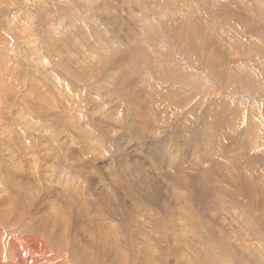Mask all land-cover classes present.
I'll return each mask as SVG.
<instances>
[{
  "label": "rangeland",
  "instance_id": "rangeland-1",
  "mask_svg": "<svg viewBox=\"0 0 264 264\" xmlns=\"http://www.w3.org/2000/svg\"><path fill=\"white\" fill-rule=\"evenodd\" d=\"M137 1L140 2L142 8L141 6L135 5L132 0H0V65L2 64L0 66V86H2V89L0 87L2 91L0 95L3 94L6 97H3V95L0 96V105L2 106H0V112L2 110L4 111L5 120L3 121L6 124L3 128L6 136L8 135L4 144L0 142V160L2 159L4 161L2 163L3 172L2 174L0 173V184L4 186H2L3 189L7 188L6 190L9 192H6V194L5 189L4 193L0 191V207L19 205L18 207L25 206L31 208L33 211V220L38 226L45 225L49 216L54 215V218L57 217L56 231L59 230L57 233L55 231L57 236L54 234L52 240L53 243H59V246H55V248L59 250L58 252L61 255L62 251H64L63 253L65 254L63 256L68 260L71 257L67 253L72 251L74 257L84 259L86 263L89 262L90 264H211L213 262V264H264V179L262 177V174H264V142H259L256 138L251 140L250 137H245L252 142L247 140L248 142H245L247 144L244 143L243 145L240 140L245 141V139L242 140L244 137L242 135L237 136L242 130L250 129L254 122L260 124L261 131L264 129V86H262L264 85V16L261 15L262 13H259L260 11H264V0H252L253 2L249 0L248 2H246L247 0H237V2L236 0H217L218 2L220 1L219 3L208 0L214 6L210 7V9L206 7L205 12H203L204 9H202L203 11L199 9L195 10V12H188L191 3H187V0ZM166 2L170 4L171 8L167 9L165 6ZM198 4L196 5L197 7H199ZM215 4L217 7L219 5H226L230 8V13L226 11L222 12V10L218 12V10H215ZM227 4L231 5L228 6ZM241 7L246 11L248 10V16L246 15L248 18H245L246 16L244 17L241 14L239 18L242 20H237L239 18L235 15H237L236 12ZM138 10H148L150 17H155L151 21V23L155 24L160 20H175L176 18H186L192 21L202 22V25L206 27H204L206 35H211V38H217L222 41L220 43L210 42V38L205 36V40L209 45L207 49L209 51L208 56L211 55L210 57L212 58L218 57L219 55L214 50L221 49L224 50L226 58L234 55L233 57L235 58L232 57L231 60L229 58V67L227 66L229 69L225 68V65L222 69L224 71L226 70V73L234 72L238 74L234 78L229 76L230 79L228 78L227 80V84L229 83L228 86L226 87L225 84L226 88H222L224 85L217 84L212 79V76L203 72L204 67L201 66L203 64L198 61L195 55L187 53L185 45L179 47L178 56L175 52L176 49L173 47L174 52L171 49V54L174 53L177 61L174 56L172 57L174 60H170L172 62L173 73L168 79L170 81V84L168 83L169 87L157 86L155 88L157 85L155 83L157 81L155 80L151 85L144 86L138 80L136 86L138 85L140 88L152 86L150 87L151 94L152 88H155V96L153 95L147 98L144 103L141 98V93V95H134L130 90L127 92L126 96L128 98L132 97L131 100L133 102L127 107L131 110L129 115H127L128 121L126 122L129 124L127 126L128 128L122 130L109 123L111 119L109 115L106 116L105 114V106H103L104 102L102 100L106 99L113 88L115 89L116 76L118 77L117 73L121 72L124 68L120 70L122 65L116 58V61L115 59L111 61L112 64L106 60L100 61V64L94 60L95 63L93 59L100 54L103 55V51H101L103 49L101 47H104L102 41L106 39L105 32H109L111 38L117 36L119 41H124L125 44L130 41L129 45L133 52L139 49L137 48V43L146 34H144L143 23L139 22L142 20V15L137 12ZM216 13H218L217 20L221 22L218 25V27L221 26L219 27L221 28V33L211 27L210 16ZM119 14L120 16H118ZM225 15L232 16V24L224 20ZM250 15L251 17H249ZM249 18L250 20L248 21ZM249 22L257 29L248 28ZM97 25L99 26L97 27ZM222 26L226 29L224 30ZM225 32H227L228 38L223 40L222 37L224 35L222 34ZM246 34L257 40L256 49L252 51H247L246 48L244 49L245 38L243 36ZM200 35L202 37L201 32ZM45 37L47 40H45ZM170 38H172L171 34ZM45 41H49L50 47L47 46L48 50L43 45ZM65 42L68 48H76H73L72 54H77L76 56L81 58L84 65H86L84 68L88 72L86 73V77H81V81L80 78H70L72 76L71 73H64L58 80L55 79L56 77H53L59 76L56 75L59 71L58 69L61 71L59 61H57L59 60L57 58L59 54H53H56L54 52V46L57 43L64 45ZM76 44L77 47L75 46ZM109 44H113V42ZM125 44L121 46V49L126 46ZM149 45L151 47L152 43ZM172 45H174V42L170 44V46ZM92 48H94L93 50L96 49V51L91 50ZM233 49H236V51H233ZM79 50L82 52H79ZM211 51L214 53L211 54ZM87 52H92V54L87 56ZM127 61L129 62V60ZM232 63L234 64L232 65ZM205 65L207 66V63ZM64 66L62 70L63 72H67V68L66 66L64 68ZM44 67H46V71L44 70L46 72L44 73L45 78L50 73L49 76L47 75L48 79L42 78V74H40L42 73L41 68L44 69ZM90 70L93 72H89ZM159 70L161 69L157 68V71ZM74 72L76 73V71ZM88 73L91 75L87 77ZM244 74L247 76L252 75V81L257 86L255 90H251L248 87L244 81ZM69 75L71 76L69 77ZM107 75L114 82V86L112 81L106 77ZM236 77L241 80L238 81ZM62 78H67L68 84L71 87L66 85V89L61 85L62 83L64 85L66 84L62 81ZM6 80L8 83H6ZM229 80H232L233 83ZM47 82L51 83L52 86ZM174 82L177 87L172 85ZM194 83L195 86H192ZM9 84L13 87H10ZM39 84L41 86H38ZM44 84L48 86L46 87ZM109 85L112 87L109 88ZM174 86L179 89L176 92L177 94L174 93L176 91ZM196 86L203 90H195L194 87ZM45 87L48 90L50 88V90L48 91ZM63 88L67 92L64 91L63 93ZM158 88L166 92V94H156L158 93ZM150 89L144 88V92L149 93ZM170 89L171 91L173 89L171 94H176L175 96L178 95L180 98L183 96H181L182 92L186 91L185 93H188L187 95L184 93L186 95H184L185 98H181V100L183 99L182 105L184 108L182 110H188L189 114L191 112L192 114L189 115L187 113L188 111H181L183 114L173 113V106L176 108L178 104L166 96ZM38 90H42L39 93L44 92V94L40 96L37 92ZM59 90L63 93L62 95H66L61 97L58 94ZM212 90L214 96H212ZM96 91L101 95L98 96ZM178 91H180V94ZM49 93H52V95ZM78 95L81 96V99H79ZM66 96L71 98L68 99ZM128 98L108 100L107 108L110 110L109 113H112L113 116L117 113V110L113 109L114 105L118 107L122 105V110L126 112L127 109L126 107L123 108V106L126 103L125 99ZM150 99L153 100L149 102ZM159 101L167 102L168 106L161 104ZM199 101H202V105ZM215 102L216 104H214ZM152 103L155 105L153 108ZM188 103L193 105L190 106ZM66 104L67 106L65 108L64 105ZM195 104L196 106L198 105L197 111H194L196 109ZM210 104H213V107L215 106L217 108L219 105L222 106V104H226L227 107L231 105L234 121L237 124L234 125L233 123L226 127L224 126L227 123L226 119L220 123H215L216 121L212 119L215 115L208 111L209 108L210 110L213 108ZM77 107H79V111L81 112L77 114L79 116L75 120L76 125H72L70 119L73 120V117L70 118L69 116L78 112L76 110ZM80 107L82 108L80 109ZM148 107H150L149 110H147ZM190 107H193V110ZM40 112H43V114H40ZM171 113H173V117H171ZM241 113L245 116H242L244 118H239ZM84 117L88 118L85 119ZM134 121H136L135 124L137 127ZM167 124L170 125L166 127ZM208 124L211 130L209 127V130L208 128L206 129L205 126H208ZM10 127L11 129H9ZM62 131L63 133L61 134ZM232 134L233 137L237 136L238 140L235 137L230 142L232 140ZM97 140L102 141L103 146L97 143ZM213 140L217 142L215 143ZM14 143L16 146L13 145ZM213 143H215L214 146H217V148L213 147ZM257 143H260L259 145L263 150L260 149L261 147H258L259 145ZM10 144L14 147H9ZM22 144L24 146L28 145L27 147H22ZM232 144L235 146L233 145L232 147ZM5 145L14 154H10L7 151L9 148ZM240 145L243 147L244 152L239 147ZM1 146L5 147V149L1 148ZM229 147H232V150ZM204 148L206 149L205 151H203ZM234 148L238 150L236 151ZM25 150H27V153ZM47 150L49 152L51 150V152L47 153ZM245 151L248 153H245ZM13 155L20 159V163H16L18 162L16 158V162L13 160ZM84 155L87 156L85 157ZM239 156L241 157L239 161L242 162L234 160L240 159ZM242 156L243 158L245 156V158L243 159ZM252 156L259 158L260 161L257 163L256 161H249ZM32 157L38 162L39 169L37 175L32 172L35 167L30 165ZM250 162L257 169L254 172L251 171L252 173L247 170V167L251 164ZM17 164L20 166H17ZM23 165L25 166L23 167ZM12 167L20 170V172L18 170L15 171ZM48 172L53 173L52 178L49 177ZM192 184L193 186H191ZM56 185L57 187L55 188ZM195 188L196 190H194ZM200 190H203L202 193ZM46 212L48 216L45 215ZM69 223L71 224L69 225ZM189 223L192 224V229H194L192 232L190 229H185L186 224ZM194 235H197V237ZM208 239L212 243L208 241V244L206 242ZM34 240H36V236H34ZM60 242L62 243L61 245ZM69 242L70 244H68ZM7 246L13 255H0L6 256L14 261L21 258L24 250H29L26 246L19 248L13 238L7 240ZM61 247H65L66 250ZM68 247H72V249L69 250ZM120 250L122 251L121 254L119 253ZM126 260H128V263H126Z\"/></svg>",
  "mask_w": 264,
  "mask_h": 264
},
{
  "label": "bare ground",
  "instance_id": "bare-ground-1",
  "mask_svg": "<svg viewBox=\"0 0 264 264\" xmlns=\"http://www.w3.org/2000/svg\"><path fill=\"white\" fill-rule=\"evenodd\" d=\"M94 1V0H93ZM177 1H181V0H177ZM185 1V0H184ZM213 1H216L217 3H219L217 0H213ZM229 1V0H228ZM227 1V2H228ZM245 1V0H244ZM250 2H253L252 0H249ZM259 1H261V0H259ZM132 2H134L135 3V5H138V6H141V8H142V5L140 4V2L139 1H137V0H132ZM187 3H191L190 4V7H189V11L188 12H195V10H199V9H204V11L203 12H205L206 11V7H208L209 9H210V7H212V6H214V4H211V3H209L208 2V0H187L186 1ZM215 2V3H216ZM226 2V3H227ZM236 2H237V0H236ZM246 2H248V0L246 1ZM255 2H257V1H255ZM199 3V4H198ZM233 3V2H232ZM97 4V3H96ZM198 4V6L199 7H197L196 5ZM207 4H209V5H207ZM224 4V3H223ZM234 4L236 5V3L234 2ZM247 4V3H246ZM245 4V5H246ZM95 5V4H94ZM167 5H169V6H167ZM216 5V4H215ZM228 5V4H227ZM231 5V4H230ZM230 5H228V6H230ZM238 5V4H237ZM244 5V4H243ZM166 7H167V9H169V8H171V6H170V4L168 3V2H166V5H165ZM164 6V7H165ZM224 6V5H223ZM223 6H221V5H219L218 7H217V5H216V7H215V10H218V12H219V10H222V12L223 11H226L227 13H230L229 11H231L230 10V8L229 7H227L226 5L223 7ZM165 7V8H166ZM235 7V6H234ZM238 7V6H237ZM244 7V6H243ZM254 7V6H253ZM176 8V7H175ZM87 9V8H86ZM144 9V8H143ZM166 10V9H165ZM234 10V9H233ZM124 11H125V8H124ZM154 11V10H153ZM162 11H163V9H162ZM168 11V10H167ZM250 11H252V10H250ZM259 11V10H258ZM107 12H109V11H107ZM118 12V11H117ZM138 13H141V15H142V20L141 21H139V22H142L143 23V25H144V34H146V35H144V36H142L141 38L142 39H139V42L137 43V48H139L138 50H136L135 52H133L132 51V49H131V46L129 45L130 44V41H129V43L128 42H126V44H125V42L124 41H119V38L117 37V36H114V37H110V33L109 32H105V37H106V39L104 40V41H102V44H104V47L102 48L101 47V49H103V50H101V51H103V55H99V56H97L96 58H94L93 59V61L94 60H96V61H98L99 62V64H100V61H102V60H106V61H113L115 58L117 59V61H120V63H121V67H120V70L122 69V68H124L121 72H119V73H117L118 74V77L116 76V85H115V89L113 88V90H111V92H109V95H107V97H106V99H104V100H102V102H104V105L103 106H105L104 107V109H105V114H106V116L107 115H109L110 117V119H111V122L109 121V123L111 124V125H114L116 128L118 127V129H122V130H125V129H127L128 127V122H126V121H128V118H127V115H129V113L131 112V110H129L127 107L131 104V102H133L131 99H132V97L131 98H128V96H126L127 95V92L130 90L134 95L135 94H142V101L145 103V101L147 100V98H149V97H152L154 94H155V92H154V90H155V88H157V86H159V87H161V86H163V87H169L168 86V83L170 82L168 79L170 78V75L173 73V67H172V62L170 61V60H174L172 57L174 56L175 58H176V56L174 55V48L176 49V53H177V56L179 55V47L180 46H186V48H187V53L188 54H192V55H195L196 57H197V59H198V61H200L201 62V64H203V65H205L206 63H207V66L205 65V66H203V65H201L202 67H204V70H203V72H206L207 73V75H210V76H212V79L215 81V82H217V84H219V85H224V87L222 86V88H226L227 86H228V84H227V80H228V78H229V76L230 77H235L238 73H234V72H228V73H226L222 68H223V66L225 67V68H227V66L229 67V64H228V62H229V58H230V60H231V58L234 56H232V57H229V58H226V56H225V53H224V50H214V52H216L217 53V55H219L218 57H216V58H212V57H210V56H208V48H209V45H208V43L206 42V40H205V36H207V37H209L210 39H209V41L210 42H215V43H220V42H222V41H220L219 39H217V38H211L208 34L206 35V33H205V29H204V25H202V22H197V21H192V20H190V19H186V18H176L175 20L174 19H172V20H160V21H158L156 24L155 23H151V21L153 20V18H155V17H150V12L148 11V10H143V11H140V10H138L137 11ZM197 12V11H196ZM199 12V11H198ZM201 12V11H200ZM238 13H240V14H238ZM248 10L246 11L244 8L242 9V7L238 10V12H236V14L237 15H235V16H237L238 18H239V15H241V14H243L244 15V17L247 15L248 16ZM251 13V12H250ZM249 13V14H250ZM259 13H262L261 15H263L264 16V11H260ZM152 14V13H151ZM89 15V14H88ZM112 15V14H111ZM116 15V14H115ZM217 15H218V13H216V14H214V15H211L210 17H211V27H213L214 29H215V31H218V32H220V30H221V28H219V27H221V26H219L218 27V25L219 24H221V22L220 21H218L217 20ZM96 16V15H95ZM118 16H120V14L118 15ZM245 17V18H248V17ZM137 17V16H136ZM242 17V16H241ZM249 17H251V15L249 16ZM82 19V18H81ZM110 19V18H109ZM113 19V18H112ZM252 19V18H251ZM27 20V19H26ZM119 20V19H118ZM224 20L225 21H229V23L230 24H232V16L231 15H225L224 16ZM237 20H242L241 18H239V19H237ZM250 20V18L248 19V21ZM10 21V20H9ZM178 21H180V22H178ZM97 22V21H96ZM95 22V23H96ZM251 22V21H250ZM250 22H249V26H248V28L249 27H251L252 29H257V28H255V26L253 25V24H250ZM73 23V22H72ZM209 23V22H208ZM9 25V24H8ZM26 25V24H25ZM206 25V24H205ZM256 25V24H255ZM11 26V25H10ZM99 25H97V27H98ZM260 26V25H259ZM97 27H95V28H97ZM208 27V26H207ZM247 27V26H246ZM100 28V27H99ZM102 28H103V26H102ZM101 28V29H102ZM105 28V27H104ZM142 28V29H143ZM206 28V27H205ZM222 28H224L223 26H222ZM261 28H262V26H261ZM12 29V28H11ZM14 29V28H13ZM209 29V28H208ZM214 29H212L213 31H214ZM226 28H224V30H225ZM259 29V28H258ZM108 30V29H107ZM200 30V31H199ZM248 30V29H247ZM263 30V29H262ZM143 32V31H142ZM141 32V33H142ZM200 32H201V34H202V37H201V35H200ZM224 32V31H223ZM246 32V31H245ZM250 32H251V30H250ZM254 32V31H253ZM260 32V31H259ZM214 33V32H213ZM221 33V32H220ZM227 32H225V33H223L222 35H224L223 37H222V39L223 40H226L227 38H228V35L226 34ZM248 33V32H247ZM19 34V33H18ZM23 34V33H22ZM143 34V33H142ZM170 34H171V37L172 38H170ZM219 34V33H218ZM245 34V33H244ZM252 34V33H251ZM102 35V34H101ZM47 36V35H46ZM104 36V35H103ZM102 36V37H103ZM226 36V37H225ZM10 37V36H9ZM12 37V36H11ZM16 37V36H15ZM51 37V36H50ZM214 37H218V36H214ZM244 38H245V41H244V44H245V47H244V49L246 48L247 49V51H252V50H254V49H256V47H257V40L256 39H254L252 36H250V35H244L243 36ZM20 38V37H19ZM151 38V39H150ZM154 40H153V39ZM168 38H169V40H168ZM240 38V37H239ZM238 38V39H239ZM242 38V37H241ZM149 39V40H148ZM45 40H47L46 39V37H45ZM10 41V40H9ZM21 41V40H20ZM19 41V42H20ZM234 41H235V39H234ZM236 41H237V39H236ZM239 41V40H238ZM111 42H113V44H109V43H111ZM172 42H174V45H172V46H170V44L172 43ZM1 43V42H0ZM53 43V42H52ZM150 43H152V45H151V47H150ZM240 43V42H239ZM54 44H56V43H54ZM123 44H125L126 46H124V47H122L123 49H121V46L123 45ZM260 44V43H259ZM262 44V43H261ZM43 45H45V49H47L48 50V47H50V45H49V41H45V42H43ZM9 46V45H8ZM48 46V47H47ZM76 47H77V44L75 45ZM103 46V45H102ZM44 47V46H43ZM56 47H57V49H56ZM81 49H82V47L81 46H79ZM95 47V46H94ZM174 47V48H173ZM217 47V46H216ZM215 47V48H216ZM264 47V46H263ZM39 48V47H38ZM54 48H55V51L54 52H56V54L55 53H53L54 55H57V53L60 55H58L57 56V58L59 59V60H57V61H59L58 63H59V68H61V71H60V69H58L59 71L57 72V74L56 75H59L58 77L57 76H53L56 80H58V78L60 79V77L61 76H63V74L64 73H66V74H72V76L71 75H69V77L70 78H72V77H74V79H78V78H80V81H81V77L82 76H85L86 77V73L88 72V70L86 71V68H84V67H86V65H84V62H82V60H81V58H79L78 56H76L74 53L72 54V51H73V48L71 49V48H68L67 47V43L65 42L64 43V45H62V44H59V43H57L55 46H54ZM84 48H86V47H84ZM88 48V47H87ZM182 48V47H181ZM262 48V47H261ZM74 49H76V48H74ZM80 49V50H81ZM94 48H92L91 50H93ZM96 49H97V47H96ZM96 49L95 50H93V51H96ZM171 49L173 50V54H171ZM264 49V48H263ZM2 50V49H1ZM24 50V49H23ZM78 50V49H77ZM76 50V51H77ZM79 50V52H82V51H80ZM89 50V49H88ZM90 50V51H91ZM99 50V49H98ZM97 50V51H98ZM134 50V49H133ZM83 51H84V49H83ZM85 51H87V50H85ZM129 51V52H128ZM233 51H236V49H233ZM259 51V50H258ZM37 52H39V51H37ZM50 52V51H49ZM100 52V51H99ZM98 52V53H99ZM213 51H211V54L212 53H214ZM238 52V51H237ZM236 52V53H237ZM254 52V51H253ZM23 53V52H22ZM51 53V52H50ZM76 53V52H75ZM77 53H78V51H77ZM246 53V52H245ZM261 53H262V51H261ZM1 54V53H0ZM31 54V53H30ZM90 54H92V52L91 53H89V52H87V56L88 55H90ZM210 54V53H209ZM248 54V53H247ZM257 54V53H256ZM12 55V54H11ZM185 55V54H184ZM215 55V54H214ZM36 56V55H35ZM225 56V57H224ZM246 56H248V55H246ZM257 56V55H256ZM6 57V56H5ZM254 57V56H253ZM34 58V57H33ZM205 58H206V60H205ZM233 58H235V57H233ZM243 58V57H242ZM116 59H115V61H116ZM244 59V58H243ZM1 60V59H0ZM6 60V59H5ZM16 60V59H15ZM127 60H129V62L127 61ZM176 61H177V58L175 59ZM195 60H196V58H195ZM236 60V59H235ZM245 60V59H244ZM248 60H249V58H248ZM257 60V59H256ZM205 61H206V63H205ZM95 62V61H94ZM93 62V63H94ZM3 63V62H2ZM6 63V62H5ZM5 63H4V65H5ZM57 63V64H58ZM96 63V62H95ZM102 63V62H101ZM114 63V62H113ZM187 63H188V61H187ZM191 63V62H190ZM199 63V62H198ZM247 63V62H246ZM18 64V63H17ZM111 64H112V62H111ZM230 64H231V61H230ZM234 63H232V65H233ZM2 65V64H1ZM0 65V66H1ZM31 65V64H30ZM63 65H65L66 66V68H67V72L65 71V72H63V70H62V67H63ZM236 65V64H235ZM238 65V64H237ZM241 65V64H240ZM8 66V65H7ZM43 66V65H42ZM50 66H51V64H50ZM65 66H64V68H65ZM71 66V67H70ZM88 66V65H87ZM178 66V65H177ZM52 67H53V65H52ZM51 67V68H52ZM58 67V66H57ZM96 67V66H95ZM181 67V66H180ZM231 67V66H230ZM236 67V66H235ZM239 67V66H238ZM5 68V67H4ZM45 68L46 67H44V69H42L41 68V72L42 73H40V74H42V78H45V74L44 73H46L45 71ZM76 69V70H74V69ZM88 68V67H87ZM157 68H159V69H161V70H159V71H157ZM193 68V67H192ZM240 68H241V66H240ZM3 69V68H2ZM93 69V68H92ZM179 69V68H178ZM227 69H229V68H227ZM7 70V69H6ZM13 70H14V68H13ZM18 70V69H17ZM45 70V71H44ZM49 70V69H48ZM180 70V69H179ZM182 70H184V69H182ZM195 70V69H194ZM245 70V69H244ZM2 71V70H1ZM52 71V70H51ZM50 71V72H51ZM54 71H55V69H54ZM74 71H76V73L74 72ZM92 70H90L89 72H91ZM239 71V70H238ZM49 72V71H48ZM93 72V71H92ZM240 72V71H239ZM246 72V71H245ZM52 73V72H51ZM61 73V74H60ZM75 73V74H74ZM112 73H113V71H112ZM241 73V72H240ZM5 74V73H4ZM35 74V73H34ZM50 74V73H49ZM49 74H47L48 76H49ZM65 74V75H66ZM116 74V73H115ZM192 74V73H191ZM250 74V73H249ZM7 75H8V73H7ZM47 75H46V78L48 79V77H47ZM74 75V76H73ZM88 75L90 76L91 74H87V77H88ZM184 75V74H183ZM239 75H241V74H239ZM245 75V76H244ZM244 75H242V76H244L245 77V79H244V81L246 82V84L248 85V87H250V89L251 90H255V87H257V86H255V82H253L252 81V75H246V74H244ZM4 76V75H3ZM36 76V75H35ZM41 76V75H40ZM66 76H68V75H66ZM196 76V75H195ZM6 77V76H5ZM69 77H67L69 80H70V78ZM108 79H109V77H108V75L106 76ZM189 77H190V75H189ZM1 78V77H0ZM4 78V77H3ZM45 78V79H46ZM52 78V77H51ZM61 79L63 82H65L66 84L64 85L63 83L61 84V85H63L64 87L66 86V85H68L69 87H71L70 86V84H68V79ZM113 78V77H112ZM191 78V77H190ZM198 78V77H197ZM237 78V80L238 81H240L241 79L240 78H238V77H236ZM84 79V78H83ZM107 79V80H108ZM114 79H115V77H114ZM118 79V80H117ZM192 79V78H191ZM193 79H194V77H193ZM230 79V78H229ZM8 80V79H7ZM7 80H6V83H8L7 82ZM17 80V79H16ZM50 80V79H49ZM110 80V79H109ZM138 80H140L139 82H142L143 84H144V86H149V85H151L153 82H154V80L155 81H157V82H155V83H157V85H156V87L155 88H152V94H151V89H150V87H152V86H150V87H144V88H146V89H150L149 90V93H146V92H144L145 90H144V88H140L138 85L136 86V83L138 82ZM195 80H196V78H195ZM235 80V79H234ZM237 80H236V82H237ZM2 81H4V80H2ZM23 81V80H22ZM48 81V80H47ZM70 81H72V80H70ZM69 81V82H70ZM78 81V80H77ZM110 81H112V80H110ZM133 81H136V82H133ZM171 81H174V80H171ZM198 81V80H197ZM196 81V82H197ZM229 81H231L232 82V80H229ZM5 82V81H4ZM13 82V81H12ZM25 82V81H24ZM31 82V81H30ZM50 82H51V80H50ZM53 82H54V80H53ZM74 82V81H73ZM76 82V81H75ZM106 82V81H105ZM195 82V83H196ZM244 82V83H245ZM5 83V84H6ZM10 83V82H9ZM40 83V82H39ZM45 83V82H44ZM48 83V82H47ZM54 83H56V82H54ZM71 83V82H70ZM109 83V82H108ZM154 83V84H155ZM167 83V84H166ZM195 83L194 84H192V86L194 85L195 86ZM200 83V82H199ZM233 83V82H232ZM13 84V83H12ZM32 84H33V82H32ZM48 84H51V83H48ZM112 84H113V86H114V82L112 81ZM166 84V85H165ZM170 84V83H169ZM186 84H188L187 82H186ZM197 84V83H196ZM202 84V83H201ZM200 84V85H201ZM225 84H226V87H225ZM242 84V83H241ZM10 85V87L12 86L11 84H9ZM8 85V86H9ZM24 85V84H23ZM43 85V84H42ZM45 85V84H44ZM72 85V84H71ZM172 85H175L176 86V84H175V82L174 83H172ZM200 85H198V86H200ZM205 85V84H204ZM204 85H202V86H204ZM36 86V85H35ZM38 86H41L40 84L38 85ZM46 86V85H45ZM48 86V85H47ZM46 86V87H47ZM51 86H52V84H51ZM50 86V87H51ZM57 86V85H56ZM74 86V85H73ZM141 86V85H140ZM174 86V88H175V90L176 91H174V93H176L177 92V90H179V89H177L176 87ZM186 86H189V85H186ZM190 86H191V84H190ZM237 86V85H236ZM239 86V85H238ZM262 86H264V85H262ZM1 87V89H2V86H0ZM13 87V86H12ZM21 87V86H20ZM30 87V86H29ZM32 87H33V85H32ZM45 87V88H46ZM60 87V86H59ZM101 87H102V85H101ZM107 87H108V85H107ZM110 87H112L111 85H109V88ZM171 87H173V86H171ZM207 87V86H206ZM240 87V86H239ZM246 87V86H245ZM19 88V87H18ZM24 88H25V86H24ZM35 88V87H34ZM42 88V87H41ZM66 89H67V87H65ZM139 88H140V90H139ZM183 88H185V87H183ZM189 88H192V87H189ZM259 88H260V86H259ZM13 89V88H12ZM32 89V88H31ZM47 90H48V88H46ZM58 89H60V88H58ZM64 90V88H63V93H64V91H66L67 92V90ZM159 89V88H158ZM193 89V88H192ZM194 89L196 90V89H198L197 91H199V89L201 90L202 88H199V87H194ZM205 90H208V89H206V88H204ZM214 89V88H213ZM237 89V88H236ZM257 89V88H256ZM25 90V89H24ZM34 90V89H33ZM37 90V89H36ZM43 90V89H42ZM41 90V91H42ZM49 90H50V88H49ZM48 90V91H49ZM166 90V89H165ZM203 90V89H202ZM264 90V89H263ZM41 91H37L38 93L39 92H41ZM46 91V90H45ZM58 91V90H57ZM57 91H56V93H57ZM70 91V90H69ZM172 91H173V89H172ZM171 89H170V91L169 92H167V95L166 96H168L169 98H171V99H173L174 100V102L175 103H177L178 104V106L175 108L173 105H171V106H173V113H178V114H183L182 112H185V111H188V110H185V111H183L182 109H184L183 108V102H182V100H181V98H185L184 97V95L186 94L185 92H182L181 90V92H182V94H181V98H180V96H175V95H173V93L171 94ZM180 91H178V93L180 92ZM210 91V90H209ZM208 91V92H209ZM225 91V90H224ZM0 92L2 93V91L0 90ZM13 92V91H12ZM27 92H28V90H27ZM97 92V91H96ZM212 92H213V90H212ZM222 92V91H221ZM226 92H227V90H226ZM259 92V91H258ZM7 93V92H6ZM37 93V94H38ZM62 92H61V90H59V93L58 94H60L61 95V97H64L65 95H62L63 94ZM98 93V96L99 95H101L99 92H97ZM163 93H165L166 94V92H163L162 90H158V93H156V94H163ZM185 93V94H184ZM192 93V92H191ZM220 93V92H219ZM7 94H9V93H7ZM7 94H6V96H7ZM25 94V93H24ZM30 94H31V92H30ZM29 94V95H30ZM40 94V93H39ZM41 94H44V92H42ZM41 94H40V96H41ZM46 94H48V93H46ZM49 94H51L52 95V93H49ZM140 94V95H141ZM180 94V93H179ZM188 94V93H187ZM186 94V95H187ZM3 95V94H2ZM2 95H0V96H2ZM185 95V96H186ZM192 95V94H191ZM198 95V94H197ZM204 95V94H203ZM216 95V94H215ZM234 95V94H233ZM27 96V95H26ZM39 96V97H40ZM43 96V95H42ZM44 96H46V95H44ZM79 96V95H78ZM155 96V95H154ZM194 96V95H193ZM205 96V95H204ZM212 96H214V92H213V95ZM3 97H5L4 95H3ZM55 97V96H54ZM136 97V96H135ZM134 97V98H135ZM211 97V96H210ZM219 97V96H218ZM226 97V96H225ZM230 97V96H229ZM6 98V97H5ZM36 98H38V96H36ZM44 98V97H43ZM66 98H71V97H67L66 96ZM95 98V97H94ZM102 98H104L103 96H102ZM122 99V98H128V99H125L126 100V103H125V105L123 106V108H125L126 107V109H127V111L126 112H124L123 110H122V105H121V107H118V106H116V105H114V110H117V113L115 114V116H113L112 115V113L110 114L109 112H110V110L107 108L108 107V100H110V99ZM157 98V97H156ZM189 98V97H188ZM200 98V97H199ZM204 98V97H203ZM209 98V97H208ZM9 99V98H8ZM26 99H27V97H26ZM55 99V98H54ZM63 99V98H62ZM79 99H81V96H79ZM136 99V98H135ZM189 99H191V98H189ZM212 99V98H211ZM220 99V98H219ZM222 99V98H221ZM228 99V98H227ZM232 99V98H231ZM32 100V99H31ZM34 100V99H33ZM48 100H50V99H48ZM51 100H52V98H51ZM130 100V101H129ZM153 99H150L149 100V102H151ZM199 100V99H198ZM224 100V99H223ZM230 100V99H229ZM252 100V99H251ZM2 101V100H1ZM23 101V100H22ZM30 101V100H29ZM43 101V100H42ZM75 101H77V99H75ZM85 101V100H84ZM83 101V102H84ZM112 101V100H111ZM129 101V102H128ZM156 101V100H155ZM167 101V100H166ZM169 101V100H168ZM187 101H188V99H187ZM217 101V100H216ZM39 102H41V101H39ZM55 102V101H54ZM97 102V101H96ZM157 102V101H156ZM159 102H161V104H165L166 106H168V104H167V102H162V101H159ZM200 102V101H199ZM202 102V101H201ZM201 102H200V104H201ZM207 102V101H206ZM211 102V101H210ZM214 102V101H213ZM218 102H219V100H218ZM4 103V102H3ZM2 103V104H3ZM16 103V102H15ZM22 103V102H21ZM27 103V102H26ZM49 103H50V101H49ZM114 103H115V101H114ZM212 103V102H211ZM222 103V102H221ZM223 103H224V101H223ZM229 103V102H228ZM251 103H253V102H251ZM33 104H35V103H33ZM52 104V103H51ZM68 104V103H67ZM67 104L66 105H64V107L66 108V106H67ZM153 104V103H152ZM154 104H155V102H154ZM153 104V106H152V108L155 106ZM170 104V103H169ZM173 104V103H172ZM189 104V103H188ZM197 104L198 105H200L198 102H197ZM208 104V103H207ZM214 104H216V102L214 103ZM227 104V103H226ZM226 104H222V106L221 105H219V107L217 108V107H213V104H210V105H212V107L214 108H212L211 110H210V108H209V110L208 111H210V112H212L211 114H214L215 116H213L212 117V119L213 120H215L216 122L215 123H220L222 120L224 121V119H226V124H224V126H230V124H233L234 123V125H236L237 123L234 121V115H233V110H231V103L229 104L230 106L229 107H227L226 106ZM57 105V104H56ZM84 105V104H83ZM91 105V104H90ZM190 105V104H189ZM191 105H193V104H191ZM190 105V106H191ZM197 105V106H198ZM202 105V104H201ZM201 105H200V107H201ZM218 105V104H217ZM216 105V106H217ZM224 105V106H223ZM1 106V105H0ZM4 106V105H3ZM9 106V105H8ZM76 106H77V104H76ZM82 106V105H81ZM85 106H87V104H85ZM98 106H100V105H98ZM101 106H102V104H101ZM103 106H102V108H103ZM185 106H186V104H185ZM188 106V105H187ZM195 106H196V104H195ZM197 106L195 107L196 109H194V111H197ZM2 107V106H1ZM27 107V106H26ZM38 107V106H37ZM89 107V106H88ZM95 107V106H94ZM142 107V106H141ZM194 107V106H193ZM193 107H190L191 108V110H193L192 108ZM78 108V109H77ZM76 108V110L78 111L77 113H75L74 115L72 114V113H70V114H72V115H70L69 117L70 118H72L73 117V120L72 119H70V123L73 125V124H75L76 123V121L75 120H77L78 119V116L79 115H77V114H79V112H81V111H79V107H77ZM82 107H80V109H81ZM171 108V107H170ZM207 108H208V105H207ZM216 108V109H215ZM3 109H6V108H3ZM32 109V108H31ZM34 109V108H33ZM37 109V108H36ZM39 109V108H38ZM73 109V108H72ZM100 109V108H99ZM150 109V107H148V109L147 110H149ZM159 109V108H158ZM186 109V108H185ZM22 110V109H21ZM28 110V109H27ZM30 110V109H29ZM71 110V109H70ZM69 110V111H70ZM109 110V111H108ZM171 110V109H170ZM207 110V109H206ZM206 110H205V112H206ZM16 111V110H15ZM23 111V110H22ZM35 111V110H34ZM66 111V110H65ZM182 111V112H181ZM200 111V110H199ZM67 112V111H66ZM74 112H75V110H74ZM147 112V111H146ZM154 112H155V110H154ZM191 112V111H190ZM209 112V113H210ZM257 112H258V110H257ZM43 114V112H40V114ZM149 113H150V111H149ZM173 113H171V117H173ZM188 114H189V111L187 112ZM208 113V112H207ZM20 114V113H19ZM22 114V113H21ZM32 114V113H31ZM103 114V113H102ZM151 114V113H150ZM190 114H192V112L190 113ZM189 114V115H190ZM18 115V114H17ZM17 115H16V117H17ZM33 115V114H32ZM39 115V114H38ZM198 115V114H197ZM197 115H195V116H197ZM21 116V115H20ZM19 116V117H20ZM41 116V115H40ZM84 116V115H83ZM101 116V115H100ZM105 116V115H104ZM105 116V117H106ZM147 116V115H146ZM180 116V115H179ZM178 116V117H179ZM191 116H194V115H191ZM242 116H244L242 113L239 115V118H244V117H242ZM151 117V116H150ZM168 117V116H167ZM190 117V116H189ZM200 117V116H199ZM81 118V117H80ZM79 118V119H80ZM85 119H87L88 117H84ZM185 118H188V117H185ZM11 119V118H10ZM109 119V120H110ZM171 119H173V118H171ZM211 119V120H212ZM3 120H5V114H4V111L2 110V112H0V142H3V144H4V141H6L7 140V138H8V135L6 136V133H5V131H4V128H3V126L6 124V122L5 121H3ZM35 120V119H34ZM108 120V119H107ZM106 120V121H107ZM146 120V119H145ZM160 120V119H159ZM212 120V121H213ZM28 121V120H27ZM36 121V120H35ZM83 121V120H82ZM87 121V120H86ZM158 121V120H157ZM179 121V120H178ZM177 121V122H178ZM185 121V120H184ZM183 121V122H184ZM189 121V120H188ZM192 121H195V120H192ZM197 121H198V119H197ZM203 121V120H202ZM89 122V121H88ZM132 122V121H131ZM149 122V121H148ZM161 122V121H160ZM190 122V121H189ZM38 123V122H37ZM79 123V122H78ZM91 123V122H90ZM136 123V121H134V124ZM159 123V122H158ZM174 123V122H173ZM187 123V122H186ZM196 123V122H195ZM194 123V124H195ZM212 123H214V122H212ZM255 123V124H254ZM253 124H252V126H251V128H250V126H249V128L250 129H244V130H242L241 132H239L240 134L239 135H237V136H240V135H242V137H244V138H242V140L243 139H245V141H241L240 139V142H242L243 143V145H244V143L245 142H248V141H250V142H252L251 140H254V138H256L257 139V141H259V142H264L263 141V139H264V132H262V131H264V129L261 131V128H260V124H257L256 122H254ZM35 124H36V122H35ZM49 124H51V123H49ZM83 124V123H82ZM148 124V123H147ZM155 124V123H154ZM161 124V123H160ZM188 124V123H187ZM190 124V123H189ZM198 124V123H197ZM10 125H12V124H10ZM15 126H16V124H14ZM18 125V124H17ZM20 125V124H19ZM76 125V124H75ZM152 125H153V123H152ZM151 125V126H152ZM170 124H167L166 125V127H168ZM175 125V124H174ZM211 125V124H210ZM79 126V125H78ZM83 126H84V124H83ZM135 126H136V124H135ZM146 126V125H145ZM162 126V125H161ZM186 126V125H185ZM193 126V125H192ZM37 127V126H36ZM73 127V126H72ZM81 127V126H80ZM88 127V126H87ZM137 127V126H136ZM139 127H140V125H139ZM149 127V126H148ZM206 127V129L209 127V124H208V126H205ZM248 127V126H247ZM262 127V126H261ZM12 128H14L13 126H12ZM17 128V127H16ZM48 128V127H47ZM81 128H83V127H81ZM86 128V127H85ZM101 128V127H100ZM186 128H188V127H186ZM190 128V127H189ZM210 128V127H209ZM209 128H208V130H209ZM224 128V127H223ZM240 128V127H239ZM264 128V127H263ZM8 129V128H7ZM9 129H11V127L9 128ZM31 129V128H30ZM34 129V128H33ZM54 129V128H53ZM62 129V128H61ZM113 129V128H112ZM141 129V128H140ZM165 129V128H164ZM231 129H233V128H231ZM43 130V129H42ZM89 130V129H88ZM105 130V129H104ZM207 130V131H208ZM210 130H211V128H210ZM259 130V131H258ZM46 131V130H45ZM44 131V132H45ZM85 131V130H84ZM222 131V130H221ZM229 131V130H228ZM244 131V132H243ZM20 133H21V131H19ZM32 132V131H31ZM43 132V133H44ZM86 132V131H85ZM121 132V131H120ZM199 132V131H198ZM233 132V131H232ZM18 133V132H17ZM33 133V132H32ZM63 133V131L61 132V134ZM65 133V132H64ZM124 133V132H123ZM226 133V132H225ZM231 133V132H230ZM23 134V133H22ZM27 134V133H26ZM49 134V133H48ZM60 134V135H61ZM94 134V133H93ZM196 134V133H195ZM222 134V133H221ZM224 134V133H223ZM12 135H14V134H12ZM46 135H47V133H46ZM57 135V134H56ZM142 135V134H141ZM163 135V134H162ZM213 135V134H212ZM2 136V137H1ZM54 136V135H53ZM116 136V135H115ZM186 136V135H185ZM208 136H210V135H208ZM214 136V135H213ZM237 136H234L233 137V134H232V140L230 141V142H232L233 141V139L236 137V139H237ZM55 138H57L56 136H54ZM60 137V136H59ZM114 137V136H113ZM141 137V136H140ZM146 137V136H145ZM184 137V136H183ZM204 137V136H203ZM207 137V136H206ZM210 137H212V136H210ZM245 137H250L251 138V140L249 139L248 140V138L246 139ZM21 138V137H20ZM54 138V139H55ZM241 138V137H240ZM2 139H3V141H2ZM13 139V138H12ZM91 139V138H90ZM99 139V138H98ZM209 139H211V138H209ZM9 140V139H8ZM89 140V139H88ZM100 140V139H99ZM135 140V139H134ZM158 140V139H157ZM207 140V139H206ZM217 140V139H216ZM219 140V139H218ZM238 140V139H237ZM248 140V141H247ZM98 141V140H97ZM226 141V140H225ZM8 142V141H7ZM212 142V141H211ZM213 142H217V141H215V140H213ZM219 142V141H218ZM236 142H239V141H236ZM10 143V142H9ZM26 143V142H25ZM72 143H74V142H72ZM97 143H99L100 145H102L103 146V144H102V141H98ZM180 143V142H179ZM215 143H213V147L215 148H217V146H214V144ZM254 143V142H253ZM7 144V143H6ZM94 144V143H93ZM204 144H205V142H204ZM203 144V145H204ZM234 144H235V142H234ZM234 144H232V147H233V145ZM245 144H247V143H245ZM250 144V143H249ZM258 144V143H257ZM260 144V143H259ZM258 144V145H259ZM13 145H15V143L13 144ZM28 145V144H27ZM27 145H25L26 147H27ZM73 145V144H72ZM96 145V144H95ZM206 145V144H205ZM217 145V144H216ZM220 145H221V143H220ZM237 145V144H236ZM253 145V144H252ZM2 146H4V145H2ZM1 146V148H3V149H5V147H2ZM5 146H7V145H5ZM16 146V145H15ZM24 146V144H22V147ZM24 146V147H25ZM78 146V145H77ZM207 146V145H206ZM235 146V145H234ZM8 147V146H7ZM6 147V148H7ZM9 147H12V145L10 144V146ZM8 147V148H9ZM14 147V146H13ZM12 147V148H13ZM51 147V146H50ZM99 147V146H98ZM101 147V146H100ZM155 147V146H154ZM158 147V146H157ZM209 147V146H208ZM210 147H211V145H210ZM231 147V148H232ZM238 147V146H237ZM239 147H241V149L243 148L241 145L239 146ZM238 147V148H239ZM258 147H261L260 145L258 146ZM153 148V147H152ZM186 148V147H185ZM230 148V147H229ZM230 148V150H232ZM27 149V148H26ZM206 149H207V147H206ZM205 148H204V150L203 151H205L206 150ZM235 149V148H234ZM261 150H263V148L261 147L260 148ZM259 149V151H261ZM7 150V149H6ZM30 150H32V149H30ZM198 150V149H197ZM236 150V149H235ZM238 150V149H237ZM236 150V151H237ZM247 150V149H246ZM254 150V149H253ZM10 154H14V153H11V151H10V148H9V150H7ZM13 151V150H12ZM22 151V150H21ZM26 151V153H27V150H25ZM24 151V152H25ZM102 151V150H101ZM117 151V150H116ZM208 151H209V149H208ZM223 151V150H222ZM240 151V150H239ZM242 151L244 152V150L242 149ZM7 152V153H8ZM50 152H51V150H50ZM48 150H47V153H50ZM92 152V151H91ZM103 152V151H102ZM207 152V151H206ZM210 152V151H209ZM229 152H231V151H229ZM235 152V151H234ZM241 152V151H240ZM247 151H245V153H246ZM263 152V151H262ZM17 153H19V152H17ZM82 153V152H81ZM203 153V152H202ZM232 153V152H231ZM248 153V152H247ZM260 153V152H259ZM20 154V153H19ZM229 154V153H228ZM227 154V155H228ZM240 154V153H239ZM1 155V154H0ZM53 155V154H52ZM60 155V154H59ZM104 155V154H103ZM172 155V154H171ZM182 155V154H181ZM236 155V154H235ZM246 155V154H245ZM24 156H26V155H24ZM28 156H29V154H28ZM33 156V155H32ZM51 156V155H50ZM69 156V155H68ZM85 156V155H84ZM87 156V155H86ZM85 156V157H86ZM91 156V155H90ZM237 156H238V154H237ZM23 157V156H22ZM35 157H36V155H35ZM47 157V156H46ZM77 157V156H76ZM169 157H170V155H169ZM187 157V156H186ZM209 157V156H208ZM210 157H211V155H210ZM231 157V156H230ZM230 157H228V158H230ZM240 157V156H239ZM239 157H237V158H239ZM247 157V156H246ZM10 158V157H9ZM14 158V159H13ZM13 158H11V159H13L15 162H16V160L18 161V162H16V163H20V159H18V158H16V156H14L13 155ZM15 158H16V160H15ZM33 158V157H32ZM31 158V161H30V165H32V167L34 166L35 168H33V173L34 174H38V162H36L35 161V158H33L32 159ZM207 158V157H206ZM232 158V157H231ZM234 158H235V156H234ZM242 158H243V156H242ZM244 158H245V156H244ZM243 158V159H244ZM49 159H51V158H49ZM73 159V158H72ZM75 159V158H74ZM199 159V158H198ZM250 159L251 160H249V161H252V162H255L256 161V163L257 162H259L260 161V159L259 158H256V157H254V156H252V157H250ZM2 160V159H1ZM0 160V173L2 174V163L4 162L3 160L1 161ZM83 160V159H82ZM206 160V159H205ZM210 161H211V159H209ZM231 160V159H230ZM234 160H238V162H242V161H239V160H241V157H240V159H234ZM233 160V161H234ZM99 161V160H98ZM199 161H201V160H199ZM209 161V162H210ZM11 162H12V160H11ZM27 162V161H26ZM67 162V161H66ZM83 162V161H82ZM203 162V161H202ZM247 162V161H246ZM86 163H87V161H86ZM203 163H205V162H203ZM223 163V162H222ZM226 163V162H225ZM234 163V162H233ZM236 163V162H235ZM248 163V162H247ZM251 163V162H250ZM249 163V164H250ZM261 163H262V161H261ZM10 164V163H9ZM14 165H16L15 163H13ZM202 164V163H201ZM207 164V163H206ZM209 164V163H208ZM237 164V163H236ZM244 164V163H243ZM6 165V164H5ZM13 165V166H14ZM29 165V164H28ZM48 165V164H47ZM172 165V164H171ZM191 165V164H190ZM210 165V164H209ZM229 165V164H228ZM4 166V165H3ZM8 166V165H7ZM17 166H20V165H18L17 164ZM16 166V167H17ZM22 166V165H21ZM25 165H23V167H24ZM179 166V165H178ZM181 166V165H180ZM203 166V165H202ZM230 166V165H229ZM262 166V165H261ZM30 167V166H29ZM28 167V168H29ZM42 167V166H41ZM44 167V166H43ZM205 167H206V165H205ZM249 167V168H248ZM247 167V170L249 171V172H251V171H255V170H257L256 168H254V164H250L249 166ZM13 168V167H12ZM20 168V167H19ZM31 168V167H30ZM49 168H50V165H49ZM172 168V167H171ZM189 168H190V166H189ZM207 168V167H206ZM5 169V168H4ZM3 169V170H4ZM14 169V168H13ZM22 169V168H21ZM48 169V168H47ZM51 169V168H50ZM186 169H188V168H186ZM15 171H17L18 169H14ZM45 170V169H44ZM228 170V169H227ZM262 170V169H261ZM19 172H20V170H18ZM180 171V170H179ZM184 171V170H183ZM187 171V170H186ZM4 172H5V170H4ZM9 172V171H8ZM7 172V173H8ZM188 172V171H187ZM190 172V171H189ZM192 172V171H191ZM194 172V171H193ZM260 172V171H259ZM6 173V172H5ZM29 173V172H28ZM47 173V172H46ZM176 173V172H175ZM227 173V172H226ZM252 173V172H251ZM52 172L51 173H49L48 172V175H49V177L50 178H52ZM100 174V173H99ZM174 174V173H173ZM184 174V173H183ZM189 174V173H188ZM258 174H260V173H258ZM168 175V174H167ZM175 175V174H174ZM254 175V174H253ZM263 176V179H264V174H262ZM182 176V175H181ZM176 177V176H175ZM179 177V176H178ZM56 178V177H55ZM261 178V177H260ZM38 179V178H37ZM44 179V178H43ZM243 179V178H242ZM45 180V179H44ZM53 181H54V179H52ZM51 180V181H52ZM50 182V181H49ZM196 182V181H195ZM194 182V183H195ZM45 183V182H44ZM69 183V182H68ZM176 184H177V182H175ZM179 183V182H178ZM185 183V182H184ZM192 183V182H191ZM193 183V184H194ZM200 183V182H199ZM38 184V183H37ZM193 184L191 185V186H193ZM58 185V184H57ZM57 185L55 186V188L57 187ZM244 185V184H243ZM252 185H254V184H252ZM3 185L2 184H0V191L2 192V193H4V189H3V187H2ZM181 186V185H180ZM188 186V185H187ZM201 186V185H200ZM257 186H259V185H257ZM5 187H7V186H5ZM32 187H34V186H32ZM41 187V186H40ZM64 187V186H63ZM105 187V186H104ZM205 187V186H204ZM248 187V186H247ZM12 188V187H11ZM173 188V187H172ZM198 188H199V185H198ZM200 188H202V187H200ZM206 188V187H205ZM205 188H203V189H205ZM241 188V187H240ZM254 188V187H253ZM258 188V187H257ZM260 188V187H259ZM263 188V187H262ZM7 189V188H6ZM5 189V190H6ZM9 189V188H8ZM31 189V188H30ZM37 189V188H36ZM251 189V188H250ZM249 189V190H250ZM40 190H41V188H40ZM171 190H173V189H171ZM194 190H196V188L194 189ZM238 190H239V187H238ZM9 191V190H8ZM58 191V190H57ZM79 191V190H78ZM192 191V190H191ZM201 191V190H200ZM203 191V190H202ZM202 191H201V193H202ZM241 191V190H240ZM259 191H261L260 189H259ZM7 192V190L5 191V193ZM155 192V191H154ZM7 193H9V192H7ZM6 193V194H7ZM38 193V192H37ZM62 193V192H61ZM177 193V192H176ZM180 193V192H179ZM200 193V194H201ZM208 193H209V191H208ZM212 193V192H211ZM12 194V193H11ZM19 194V193H18ZM24 194V193H23ZM173 194V193H172ZM188 194V193H187ZM186 194V195H187ZM264 194V193H263ZM4 195V194H3ZM29 195V194H28ZM65 195V194H64ZM74 195V194H73ZM76 195V194H75ZM175 195V194H174ZM190 195V194H189ZM194 195V194H193ZM208 195V194H207ZM210 195V194H209ZM212 195V194H211ZM0 197H1V193H0ZM10 197V196H9ZM190 197V196H189ZM249 197V196H248ZM263 197V196H262ZM6 198H7V196H6ZM18 198V197H17ZM29 198V197H28ZM74 198V197H73ZM80 198V197H79ZM178 198V197H177ZM240 198V197H239ZM26 199V198H25ZM206 199V198H205ZM203 200V199H202ZM252 200V199H251ZM45 201V200H44ZM204 201V200H203ZM255 201V200H254ZM1 202V201H0ZM176 202V201H175ZM189 202H190V200H189ZM202 202V201H201ZM252 202V201H251ZM14 203V202H13ZM177 203V202H176ZM255 203V202H254ZM257 203V202H256ZM12 204V203H11ZM188 204V203H187ZM253 204V203H252ZM25 205H26V203H25ZM28 205V204H27ZM54 205V204H53ZM189 205V204H188ZM19 205H15V206H11V207H0V254H3V255H6V254H9V255H13L10 251H9V249H8V246H7V240L8 239H10V238H13L14 239V241L18 244V246H19V248H22L23 246H26L29 250H24L23 252H22V255H21V258L19 259V260H17V261H14V260H12V259H10V258H8V257H6V256H2V255H0V264H90L89 262H85V260H84V262H83V260L82 259H80V258H78V257H74V253L72 252V251H70L69 253H67L68 255L70 254V260H68V259H66L63 255L65 254V253H63L64 251H62V255L60 254V252H58L59 250H57L56 248H55V246L56 247H58L59 246V243L57 242V243H53V237H54V234H55V231H56V227H57V225H56V222L58 221V220H56V219H58L57 217L56 218H54L53 216H49L48 217V219H47V223L45 224V225H43V226H38L35 222H34V220H33V215H32V213H33V211H32V209L31 208H28V207H22V206H20V207H18ZM75 206V205H74ZM262 206H263V204H262ZM85 207V206H84ZM256 207V206H255ZM54 209V208H53ZM69 210V209H68ZM179 210V209H178ZM254 210V209H253ZM51 211H52V209H51ZM56 211V210H55ZM58 211V210H57ZM183 211V210H182ZM59 212V211H58ZM186 212V211H185ZM38 213V212H37ZM57 213V212H56ZM64 213V212H63ZM53 214V213H52ZM55 214V213H54ZM46 216H48L47 215V212H46V214H45ZM62 215V214H61ZM42 216V215H41ZM66 216V215H65ZM64 216V217H65ZM58 217H60V216H58ZM66 218V217H65ZM97 218V217H96ZM67 219V218H66ZM46 220V219H45ZM70 220V219H69ZM185 220V219H184ZM38 221V220H37ZM36 221V222H37ZM60 221V220H59ZM64 223V222H63ZM62 223V224H63ZM66 223V222H65ZM61 224V225H62ZM68 224V223H67ZM71 223H69V225H70ZM154 225H156V224H154ZM63 226V225H62ZM62 226H60V227H62ZM64 226L66 227V225L64 224ZM110 226V225H109ZM197 228V227H196ZM122 229V228H121ZM184 229V228H183ZM185 229L187 230V229H190V231L192 232V230H194V229H192V224L191 223H189V224H186V227H185ZM200 229V228H199ZM59 230V229H58ZM57 230V231H58ZM63 230V229H62ZM61 230V231H62ZM85 230V229H84ZM147 230V229H146ZM154 230V229H153ZM57 231H56V233H57ZM66 232H67V230H65ZM138 231V230H137ZM196 231H197V229H196ZM63 232V231H62ZM66 232H64V233H66ZM139 232V231H138ZM198 232V231H197ZM63 233V234H64ZM186 233H187V231H186ZM196 233V232H195ZM199 233V232H198ZM59 234H61V233H59ZM56 236H57V234H55ZM74 235V234H73ZM33 236V237H32ZM34 236H36V240H34ZM62 236V235H61ZM66 236V235H65ZM194 236H196L197 237V235H194ZM71 237V236H70ZM192 237V236H191ZM201 237V236H200ZM57 238V237H56ZM60 238V237H59ZM114 238V237H113ZM193 238V237H192ZM58 239V238H57ZM62 239V238H61ZM60 239V240H61ZM200 239V238H199ZM212 239V238H211ZM64 240V239H63ZM71 240V239H70ZM68 241H69V239H68ZM67 241V242H68ZM151 241V240H150ZM203 241V240H202ZM208 241H210L209 239L208 240H206V242L208 243ZM62 242V241H61ZM60 242V245L62 244ZM71 242V241H70ZM70 242L68 243V244H70ZM74 243V242H73ZM210 243H212L211 241H210ZM260 243V242H259ZM55 244V245H54ZM209 244V243H208ZM64 246V245H63ZM62 246V247H63ZM71 246V245H70ZM149 246V245H148ZM61 247V248H62ZM201 247V246H200ZM208 247H210V246H208ZM213 247V246H212ZM211 247V248H212ZM65 248V247H64ZM64 248H62V249H64ZM66 248H67V246H66ZM66 248L64 249V250H66ZM69 248V247H68ZM59 249V248H58ZM70 249H72V247H70L69 248V250ZM210 250H212V249H210ZM108 251H109V249H108ZM203 251V250H202ZM241 251V250H240ZM119 253L121 254L122 253V251L120 250L119 251ZM76 254V253H75ZM85 255V254H84ZM204 255V254H203ZM87 258V257H86ZM126 259V258H125ZM124 259V260H125ZM203 259V258H202ZM88 260V259H87ZM86 260V261H87ZM129 260V259H128ZM128 260H126L127 262L126 263H128ZM223 260V259H222ZM39 262V263H38ZM70 262V263H69ZM228 262V261H227ZM124 263H125V261H124ZM130 263V262H129ZM149 263V262H148ZM214 263V262H213ZM213 263H211V264H213ZM146 264V263H145ZM150 264H152V263H150Z\"/></svg>",
  "mask_w": 264,
  "mask_h": 264
}]
</instances>
